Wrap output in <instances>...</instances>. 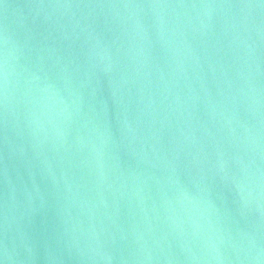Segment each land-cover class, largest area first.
<instances>
[{"label":"water","instance_id":"obj_1","mask_svg":"<svg viewBox=\"0 0 264 264\" xmlns=\"http://www.w3.org/2000/svg\"><path fill=\"white\" fill-rule=\"evenodd\" d=\"M0 264H264V3L0 0Z\"/></svg>","mask_w":264,"mask_h":264},{"label":"snow or ice","instance_id":"obj_2","mask_svg":"<svg viewBox=\"0 0 264 264\" xmlns=\"http://www.w3.org/2000/svg\"><path fill=\"white\" fill-rule=\"evenodd\" d=\"M262 3H264V0H261Z\"/></svg>","mask_w":264,"mask_h":264}]
</instances>
